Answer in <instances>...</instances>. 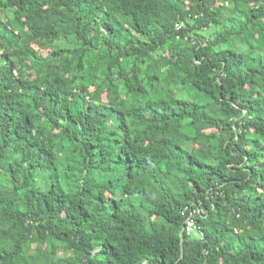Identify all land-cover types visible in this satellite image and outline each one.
<instances>
[{"label": "trees", "instance_id": "obj_1", "mask_svg": "<svg viewBox=\"0 0 264 264\" xmlns=\"http://www.w3.org/2000/svg\"><path fill=\"white\" fill-rule=\"evenodd\" d=\"M0 264H264V0H0Z\"/></svg>", "mask_w": 264, "mask_h": 264}, {"label": "built area", "instance_id": "obj_2", "mask_svg": "<svg viewBox=\"0 0 264 264\" xmlns=\"http://www.w3.org/2000/svg\"><path fill=\"white\" fill-rule=\"evenodd\" d=\"M182 214L186 218L184 231H186L188 235L199 233L200 236L203 237L204 233L202 231V227L197 221V217H204L205 214V211L202 209L201 204H193L191 208L187 207Z\"/></svg>", "mask_w": 264, "mask_h": 264}, {"label": "rangeland", "instance_id": "obj_3", "mask_svg": "<svg viewBox=\"0 0 264 264\" xmlns=\"http://www.w3.org/2000/svg\"><path fill=\"white\" fill-rule=\"evenodd\" d=\"M44 52H45V50H44ZM197 234L196 233H193V236H196Z\"/></svg>", "mask_w": 264, "mask_h": 264}, {"label": "water", "instance_id": "obj_4", "mask_svg": "<svg viewBox=\"0 0 264 264\" xmlns=\"http://www.w3.org/2000/svg\"><path fill=\"white\" fill-rule=\"evenodd\" d=\"M182 237H183V235H182Z\"/></svg>", "mask_w": 264, "mask_h": 264}]
</instances>
